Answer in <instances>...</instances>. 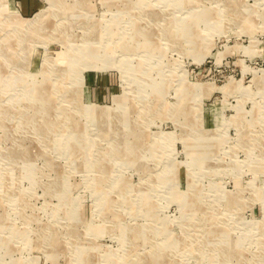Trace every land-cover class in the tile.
<instances>
[{"label": "rangeland", "instance_id": "374dc122", "mask_svg": "<svg viewBox=\"0 0 264 264\" xmlns=\"http://www.w3.org/2000/svg\"><path fill=\"white\" fill-rule=\"evenodd\" d=\"M0 264H264V0H0Z\"/></svg>", "mask_w": 264, "mask_h": 264}, {"label": "bare ground", "instance_id": "6f19581e", "mask_svg": "<svg viewBox=\"0 0 264 264\" xmlns=\"http://www.w3.org/2000/svg\"><path fill=\"white\" fill-rule=\"evenodd\" d=\"M148 25V24H147ZM146 28V27H145ZM14 57V56H13ZM30 123V122H29Z\"/></svg>", "mask_w": 264, "mask_h": 264}]
</instances>
